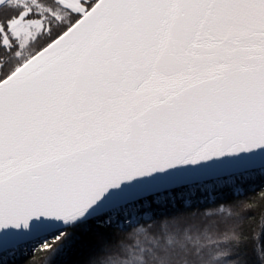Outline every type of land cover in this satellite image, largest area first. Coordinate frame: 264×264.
I'll return each instance as SVG.
<instances>
[{
    "label": "snow or ice",
    "instance_id": "1",
    "mask_svg": "<svg viewBox=\"0 0 264 264\" xmlns=\"http://www.w3.org/2000/svg\"><path fill=\"white\" fill-rule=\"evenodd\" d=\"M255 176L264 0H0V264L131 224L127 258L92 264H230L239 223L150 221Z\"/></svg>",
    "mask_w": 264,
    "mask_h": 264
},
{
    "label": "trees",
    "instance_id": "2",
    "mask_svg": "<svg viewBox=\"0 0 264 264\" xmlns=\"http://www.w3.org/2000/svg\"><path fill=\"white\" fill-rule=\"evenodd\" d=\"M264 184L259 176L246 181L243 185L233 184L219 190L215 195L219 197L216 203H205L201 201L199 205L191 207L179 206L176 209H170L174 216H168L161 219L157 217L151 223L162 225L164 219L169 223L173 219L178 220L182 225H202L216 221L222 229H228L236 223L242 225L244 232V244L240 249L238 260L231 261L230 264H264ZM240 187L241 191L233 194L235 188ZM225 208L227 211L218 213L217 208ZM232 215L229 216L228 213ZM211 213V217L205 214ZM223 217V219H222ZM140 224H131L130 226L113 229H100L101 232L113 233L114 238L111 243L105 244L104 249L100 252L85 251L79 256H66L61 253L46 254L37 253L35 264H69V260L82 261L84 264H92L93 261L106 258L108 256L126 259L122 255L123 249L119 247V243H135L140 238L135 235V229ZM231 249L225 248L217 253V258L225 260L229 264L227 257L231 253ZM30 256H19L16 264H29Z\"/></svg>",
    "mask_w": 264,
    "mask_h": 264
}]
</instances>
